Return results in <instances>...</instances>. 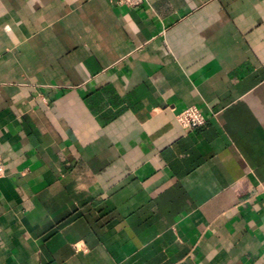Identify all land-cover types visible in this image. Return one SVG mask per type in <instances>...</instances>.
I'll return each instance as SVG.
<instances>
[{"label":"crops","instance_id":"crops-1","mask_svg":"<svg viewBox=\"0 0 264 264\" xmlns=\"http://www.w3.org/2000/svg\"><path fill=\"white\" fill-rule=\"evenodd\" d=\"M0 157V264H264V0H0Z\"/></svg>","mask_w":264,"mask_h":264},{"label":"built area","instance_id":"built-area-1","mask_svg":"<svg viewBox=\"0 0 264 264\" xmlns=\"http://www.w3.org/2000/svg\"><path fill=\"white\" fill-rule=\"evenodd\" d=\"M117 6L136 8L142 6L146 0H111ZM178 122L185 128L195 129L206 125L208 118L196 105H190L177 113ZM8 167L0 157V179L6 176Z\"/></svg>","mask_w":264,"mask_h":264},{"label":"clouds","instance_id":"clouds-1","mask_svg":"<svg viewBox=\"0 0 264 264\" xmlns=\"http://www.w3.org/2000/svg\"><path fill=\"white\" fill-rule=\"evenodd\" d=\"M6 31H10V29L9 28H6Z\"/></svg>","mask_w":264,"mask_h":264}]
</instances>
